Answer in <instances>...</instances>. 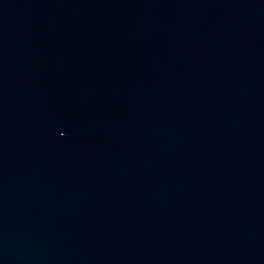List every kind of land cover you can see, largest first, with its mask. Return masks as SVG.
I'll return each instance as SVG.
<instances>
[{
  "label": "water",
  "instance_id": "1",
  "mask_svg": "<svg viewBox=\"0 0 264 264\" xmlns=\"http://www.w3.org/2000/svg\"><path fill=\"white\" fill-rule=\"evenodd\" d=\"M0 264H264V0H0Z\"/></svg>",
  "mask_w": 264,
  "mask_h": 264
}]
</instances>
